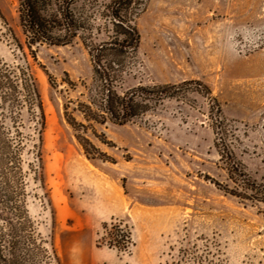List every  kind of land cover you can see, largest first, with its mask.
<instances>
[{"label":"rangeland","instance_id":"rangeland-1","mask_svg":"<svg viewBox=\"0 0 264 264\" xmlns=\"http://www.w3.org/2000/svg\"><path fill=\"white\" fill-rule=\"evenodd\" d=\"M16 6L0 0V60L29 65L45 122L39 141L27 107L9 114L0 98V132L23 137L21 204L36 240L55 253L49 264H264V199L229 192L224 156L228 148L264 188V0H144L136 58L117 90L199 80L220 112L196 83L183 85L124 123H93L97 137L82 134L101 158L85 153L63 117L62 104L84 99L91 82L86 49L78 40L28 48ZM119 220L132 243L97 244L104 223Z\"/></svg>","mask_w":264,"mask_h":264},{"label":"trees","instance_id":"trees-1","mask_svg":"<svg viewBox=\"0 0 264 264\" xmlns=\"http://www.w3.org/2000/svg\"><path fill=\"white\" fill-rule=\"evenodd\" d=\"M16 3L18 24L28 48L40 44L64 45L78 40L89 55L92 77L90 84H83L85 92L80 96L84 99H68L62 104L64 120L76 131L75 137L89 157L101 158L102 155L82 134L89 128L97 137L93 123H124L155 108L164 98L175 97L181 87L189 83L197 84L195 91L210 94L208 87L199 80L117 90L122 74L136 58L140 36L135 19L144 0H16ZM64 81L73 85L68 78ZM49 84L56 87L51 77ZM209 97L212 100L210 108L219 114L216 98ZM0 98L3 110L8 109L9 114L11 110L27 107L38 124L41 141L45 122L43 105L37 80L28 64L10 65L0 60ZM74 113L81 120H77ZM216 121L215 127L221 129L223 121L219 115ZM0 129H4L3 120H0ZM17 137L12 142L0 132V264H49V259L56 258L55 253L52 250L50 254L36 240L21 204L23 177L18 158L23 137ZM218 140L225 145L222 138ZM224 154L229 178L234 183L229 192L263 200L264 188L250 180L240 165L232 161L228 148ZM103 227L105 233L96 239L97 244L125 250L132 243L130 228L122 221L104 223Z\"/></svg>","mask_w":264,"mask_h":264}]
</instances>
